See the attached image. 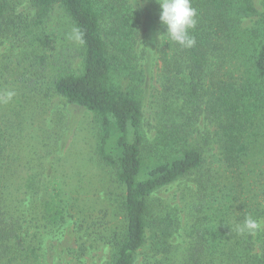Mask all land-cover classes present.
I'll return each mask as SVG.
<instances>
[{
  "label": "trees",
  "instance_id": "1",
  "mask_svg": "<svg viewBox=\"0 0 264 264\" xmlns=\"http://www.w3.org/2000/svg\"><path fill=\"white\" fill-rule=\"evenodd\" d=\"M19 1L0 0V78L12 61L2 48H18L17 64L28 63V72L41 74L44 58L36 55L56 7L84 34L81 71L64 67L51 90L93 114L97 161L124 189L119 224L105 237L94 228L90 246L108 249V264H264V231H235L247 215L264 220V164L260 168L254 160L256 149L264 159V10L254 0H191L197 10L191 49L170 41L162 25L167 105L151 139L138 50L142 16L132 0H30L31 15L17 11ZM252 18H258L254 26L245 28L244 20ZM197 124L205 126L201 136L195 135ZM211 146L229 182L215 206L208 198L221 191L223 177L204 168L205 147ZM2 153L0 147V264H30L41 248L33 245L40 231L30 237L26 221L34 211L30 199L38 194L35 181L27 178L28 192L16 190ZM190 177L196 197L189 219L157 195ZM46 198L36 214L48 225L65 222L60 195ZM85 239L79 236L82 254Z\"/></svg>",
  "mask_w": 264,
  "mask_h": 264
},
{
  "label": "rangeland",
  "instance_id": "2",
  "mask_svg": "<svg viewBox=\"0 0 264 264\" xmlns=\"http://www.w3.org/2000/svg\"><path fill=\"white\" fill-rule=\"evenodd\" d=\"M262 1L254 0L259 12L264 10ZM132 2L142 16L138 50L146 75L143 88L145 130L152 139L167 105L161 79L164 49L160 22L162 9L156 0ZM17 11L25 15L33 14L30 0H20ZM257 19H245L243 26L251 28ZM73 28L65 11L56 7L44 27L46 35H43V46L38 50L39 55H36L44 58L40 75L28 72L25 67L28 63L17 64L18 48L1 49V55H11L12 61L7 62L8 70L0 78V93L9 89L16 91L11 102L0 104L1 157L5 168L12 169V183L16 190L27 187L26 180L32 177L35 181V188H32L38 193L30 199L29 211H34L28 214L26 221L27 227H30V237L40 231V238L35 239L33 245L41 244V248L30 264H108L111 257L109 250L102 244L90 246L93 237L89 236V232H94L95 228L99 237L101 234V237L108 236L122 218L117 202L122 199L124 189L97 161L94 152L97 128L93 114L51 90L52 83L61 76L64 67L81 71V44L68 38ZM37 62L41 63V60ZM195 130V135L201 136L205 132L204 124H197ZM260 145L256 148H260ZM213 147H207V151L205 147L204 168H212L223 177L219 182L221 191H216L213 198H208L215 206L220 201V192L228 191L223 188L229 182L225 179L227 174L221 156ZM259 153L256 149L254 160L260 162L258 165L263 168L264 159L262 161L257 156ZM251 178H255V175H251ZM193 186V178H186L157 196L164 203L178 206L181 214L189 218V206L192 202L194 204L196 197L191 193ZM23 192L28 191L24 189ZM56 193L60 195L67 211L66 221L60 225H48L36 213L43 199ZM259 194L264 198V192ZM36 202L39 203L35 206ZM80 223L83 229L79 231ZM81 235L86 236L87 243V250H83V254L78 252L83 243L79 240Z\"/></svg>",
  "mask_w": 264,
  "mask_h": 264
},
{
  "label": "clouds",
  "instance_id": "3",
  "mask_svg": "<svg viewBox=\"0 0 264 264\" xmlns=\"http://www.w3.org/2000/svg\"><path fill=\"white\" fill-rule=\"evenodd\" d=\"M156 2L162 9L160 22L166 28L164 35L183 48H193L196 45V38L190 32L197 26V10L192 6L191 0H156ZM68 38L79 44L85 42L84 34L78 27L72 29ZM15 96L14 89L0 93V104L11 102ZM235 231L238 235L255 236L264 231V220L247 215L241 224L235 226Z\"/></svg>",
  "mask_w": 264,
  "mask_h": 264
}]
</instances>
